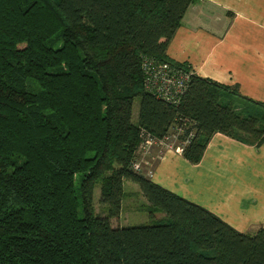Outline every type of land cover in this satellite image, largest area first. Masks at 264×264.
Wrapping results in <instances>:
<instances>
[{
  "label": "trees",
  "instance_id": "1",
  "mask_svg": "<svg viewBox=\"0 0 264 264\" xmlns=\"http://www.w3.org/2000/svg\"><path fill=\"white\" fill-rule=\"evenodd\" d=\"M193 0H0V264H264L240 233L135 173L142 139L184 127L200 163L215 134L264 143V103L194 74L177 105L145 88ZM139 101L137 122H132ZM138 186L149 226L112 227ZM107 207L102 217L94 206Z\"/></svg>",
  "mask_w": 264,
  "mask_h": 264
},
{
  "label": "crops",
  "instance_id": "2",
  "mask_svg": "<svg viewBox=\"0 0 264 264\" xmlns=\"http://www.w3.org/2000/svg\"><path fill=\"white\" fill-rule=\"evenodd\" d=\"M167 56L199 78L264 103V0H193ZM149 179L240 233L264 230V143L254 147L215 134L200 163L165 150Z\"/></svg>",
  "mask_w": 264,
  "mask_h": 264
},
{
  "label": "built area",
  "instance_id": "3",
  "mask_svg": "<svg viewBox=\"0 0 264 264\" xmlns=\"http://www.w3.org/2000/svg\"><path fill=\"white\" fill-rule=\"evenodd\" d=\"M143 71L147 91L155 97L174 105H177L184 96L190 77L193 74L192 71L185 72L167 64H156L150 60L143 62ZM184 130L182 126L176 127L164 139H157L147 134L140 143L137 159L131 164L132 171L140 173L141 165L155 149L160 150V154L171 149L178 153L181 152L193 137L191 132L185 141L180 142L179 136L184 134Z\"/></svg>",
  "mask_w": 264,
  "mask_h": 264
},
{
  "label": "rangeland",
  "instance_id": "4",
  "mask_svg": "<svg viewBox=\"0 0 264 264\" xmlns=\"http://www.w3.org/2000/svg\"><path fill=\"white\" fill-rule=\"evenodd\" d=\"M139 101L136 100L133 104L132 122H137ZM160 150L155 149L151 152L145 162L141 165L140 173H150L153 165L160 156ZM125 193L126 196L122 203V211L120 216L116 219H112V227H134V226H149L160 220L161 213L154 212L153 215L149 214L148 208L146 207V201L141 196L140 190L137 185L125 182ZM99 188L95 190L94 206L98 214L102 217L107 215V207L102 206L98 202Z\"/></svg>",
  "mask_w": 264,
  "mask_h": 264
}]
</instances>
